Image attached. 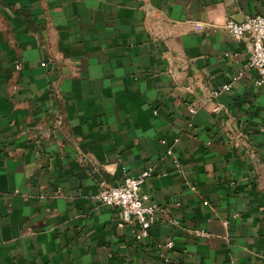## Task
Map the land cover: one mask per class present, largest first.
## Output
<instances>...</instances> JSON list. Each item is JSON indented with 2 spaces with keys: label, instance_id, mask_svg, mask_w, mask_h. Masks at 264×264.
I'll use <instances>...</instances> for the list:
<instances>
[{
  "label": "crops",
  "instance_id": "obj_1",
  "mask_svg": "<svg viewBox=\"0 0 264 264\" xmlns=\"http://www.w3.org/2000/svg\"><path fill=\"white\" fill-rule=\"evenodd\" d=\"M255 14L264 0H0V264H264V84L223 29ZM148 167L139 242L95 195Z\"/></svg>",
  "mask_w": 264,
  "mask_h": 264
},
{
  "label": "built area",
  "instance_id": "obj_2",
  "mask_svg": "<svg viewBox=\"0 0 264 264\" xmlns=\"http://www.w3.org/2000/svg\"><path fill=\"white\" fill-rule=\"evenodd\" d=\"M198 28V27H196ZM223 29L228 33L232 40L245 42L249 51L248 65L257 74L255 81L257 86L264 84V15H248L241 22L226 20ZM229 85L223 86L222 90L227 91ZM219 94L213 92L214 96ZM190 113L193 112L189 108ZM165 145L164 140L161 141ZM170 147L165 149V158L173 159ZM174 167L179 168L178 162L173 160ZM153 168L148 167L135 176H126L122 183L111 186L105 182L99 183L95 199L99 208H115L119 211V218L116 226L121 229L130 226L135 230L136 239L139 242L146 240L149 230L155 222L154 213L158 206L148 202L146 197L141 194V185L148 177L153 175ZM196 236H201L202 232H195ZM166 248H171L172 244L168 241Z\"/></svg>",
  "mask_w": 264,
  "mask_h": 264
}]
</instances>
